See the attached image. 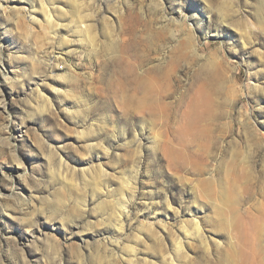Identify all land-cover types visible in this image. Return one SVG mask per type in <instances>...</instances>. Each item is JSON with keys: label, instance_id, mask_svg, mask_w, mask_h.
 I'll use <instances>...</instances> for the list:
<instances>
[{"label": "rangeland", "instance_id": "1", "mask_svg": "<svg viewBox=\"0 0 264 264\" xmlns=\"http://www.w3.org/2000/svg\"><path fill=\"white\" fill-rule=\"evenodd\" d=\"M0 264H264V0H0Z\"/></svg>", "mask_w": 264, "mask_h": 264}, {"label": "bare ground", "instance_id": "2", "mask_svg": "<svg viewBox=\"0 0 264 264\" xmlns=\"http://www.w3.org/2000/svg\"><path fill=\"white\" fill-rule=\"evenodd\" d=\"M51 10H52L51 8L49 9V7L46 6V4L44 5V3L42 2V12L45 15L46 21L49 24H51L53 22V15H52ZM81 32L85 33V35L87 36V40L89 42L92 43L94 41L95 37L93 35V30L91 28V25H86V24L82 25ZM6 78H8V76ZM146 89L150 90L151 92H150L149 97L141 105L140 108L142 110H144L146 108L153 109V107L156 105V103L160 102L159 92H160V94L167 93V95H168V93L170 91V88L167 85H164V83H161L156 77L151 78V83H146ZM212 104H213V101L210 99L209 96H207V94L204 91H199L198 93H196L194 95V98H193V101L190 105V110H189V115H190L189 118H190L191 125H193V123L196 124V120L199 117L198 112L201 111V109L204 106L205 107L209 106V108H211ZM207 185L209 186L208 183H207ZM209 188H207V189H209ZM182 234L184 235V237L186 239H189L190 237H193V236L198 237V238H204L205 237L198 221H192V224L190 227H184ZM175 244H176L177 251L181 253V251L183 250L182 239H180L179 241L176 240Z\"/></svg>", "mask_w": 264, "mask_h": 264}]
</instances>
